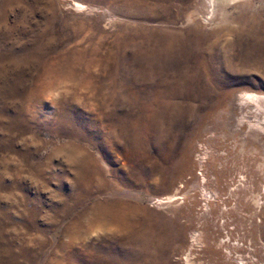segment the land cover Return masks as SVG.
<instances>
[{
	"label": "rangeland",
	"instance_id": "1",
	"mask_svg": "<svg viewBox=\"0 0 264 264\" xmlns=\"http://www.w3.org/2000/svg\"><path fill=\"white\" fill-rule=\"evenodd\" d=\"M247 92L264 0H0V264H264Z\"/></svg>",
	"mask_w": 264,
	"mask_h": 264
},
{
	"label": "bare ground",
	"instance_id": "2",
	"mask_svg": "<svg viewBox=\"0 0 264 264\" xmlns=\"http://www.w3.org/2000/svg\"><path fill=\"white\" fill-rule=\"evenodd\" d=\"M241 103L243 105H249L250 108L252 109V111H249L246 115H242L243 118L240 120L241 122H243L242 120L247 117L250 120L255 119L257 124L264 123V95H260V94H256L252 92L244 93L241 95ZM259 114H261V118H259L258 116ZM249 125H250V122H249ZM174 197H175L174 195H168L165 198L170 201L174 199ZM107 214L108 212L104 210L102 215L104 216Z\"/></svg>",
	"mask_w": 264,
	"mask_h": 264
}]
</instances>
